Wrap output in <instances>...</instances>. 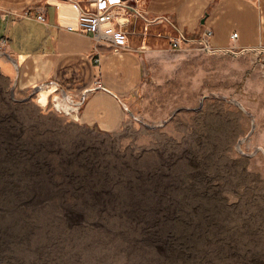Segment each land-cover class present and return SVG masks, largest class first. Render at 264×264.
Here are the masks:
<instances>
[{
	"label": "rangeland",
	"instance_id": "1",
	"mask_svg": "<svg viewBox=\"0 0 264 264\" xmlns=\"http://www.w3.org/2000/svg\"><path fill=\"white\" fill-rule=\"evenodd\" d=\"M153 32L116 133L0 62V264H264V61Z\"/></svg>",
	"mask_w": 264,
	"mask_h": 264
},
{
	"label": "crops",
	"instance_id": "2",
	"mask_svg": "<svg viewBox=\"0 0 264 264\" xmlns=\"http://www.w3.org/2000/svg\"><path fill=\"white\" fill-rule=\"evenodd\" d=\"M137 7L143 17L133 23L143 33L152 34L162 24L169 33L165 41L182 35L190 42L212 31L211 52L231 49L253 65L264 61V0H140ZM78 17L68 0H0V54H5L0 62L19 90L48 83L49 96L58 93L61 103L65 96L81 100L86 93L84 106L70 117L90 129L116 133L146 82V46L130 39L132 49L115 51L77 31ZM95 56L101 57L99 67Z\"/></svg>",
	"mask_w": 264,
	"mask_h": 264
},
{
	"label": "built area",
	"instance_id": "3",
	"mask_svg": "<svg viewBox=\"0 0 264 264\" xmlns=\"http://www.w3.org/2000/svg\"><path fill=\"white\" fill-rule=\"evenodd\" d=\"M75 4L79 17L77 31L82 34L92 36L98 43L109 44L115 51L132 49L129 31L126 29L136 18L143 17L141 10L137 7L140 0H69ZM136 2V6L130 4ZM37 19L45 23L46 17L39 14ZM147 31L144 36L147 37ZM213 35L212 31H207L201 40L206 51L214 50L209 43V38ZM146 37L142 41V48L146 46ZM234 39L238 37L235 33ZM172 48L181 49L187 41L182 35L172 38L169 42ZM102 63L100 56L94 57V64L100 66Z\"/></svg>",
	"mask_w": 264,
	"mask_h": 264
},
{
	"label": "water",
	"instance_id": "4",
	"mask_svg": "<svg viewBox=\"0 0 264 264\" xmlns=\"http://www.w3.org/2000/svg\"><path fill=\"white\" fill-rule=\"evenodd\" d=\"M131 6H136V2H133L130 4ZM49 84H44L42 86H40V88L38 89H44V87H47ZM85 95L86 93H84V96L81 100H72L70 98H68L67 96H65L66 98L63 100V102L61 104L56 105L57 109L60 111H64L66 114L70 115L74 112H80V110L82 109V107L85 104ZM128 110V108H127Z\"/></svg>",
	"mask_w": 264,
	"mask_h": 264
},
{
	"label": "bare ground",
	"instance_id": "5",
	"mask_svg": "<svg viewBox=\"0 0 264 264\" xmlns=\"http://www.w3.org/2000/svg\"><path fill=\"white\" fill-rule=\"evenodd\" d=\"M69 1V0H68ZM143 1V3L144 2H146V0H142ZM141 14H142V10H141ZM233 38V37H232ZM234 39V38H233ZM235 39H237V38H235ZM106 44V43H105ZM47 93H49V92H47ZM45 97L47 96V94L45 93V95H44Z\"/></svg>",
	"mask_w": 264,
	"mask_h": 264
}]
</instances>
